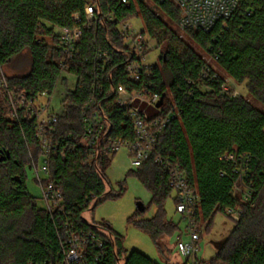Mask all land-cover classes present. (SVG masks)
Masks as SVG:
<instances>
[{"label": "trees", "instance_id": "trees-1", "mask_svg": "<svg viewBox=\"0 0 264 264\" xmlns=\"http://www.w3.org/2000/svg\"><path fill=\"white\" fill-rule=\"evenodd\" d=\"M147 1L0 0V68L25 50L31 59L26 74L6 76L10 88L38 98L43 92L52 95L60 77L66 83L64 72L77 77L54 125L59 148L50 161L52 179L63 195V210L49 213L29 193L27 169L42 154L34 122L10 120L0 101V264H64L73 233L82 251L81 259L72 264H160L138 250L126 254L123 237L108 223L88 221L84 216L103 200L122 193L109 188L106 176L114 155H100L85 163V149L78 142L84 131L81 110L93 95L109 121L107 134L134 137L126 108L113 103L119 84L134 87L124 72L133 56L118 29L119 23L133 18H141L143 34L163 45L161 65L155 63L152 68L151 89L163 96V110L174 109L176 114L158 137L156 152L180 167L198 193L195 219L201 235V221L207 228L217 213L225 214L230 207L242 209L240 219L209 262L264 264V0H243L234 14L209 32L184 31L208 55L218 56L216 63L229 77L246 84L248 97L222 92L225 79L212 67L209 74L217 77L199 85L189 83L201 79L206 60L169 25L168 21L178 26L179 9L170 1L149 0L151 5ZM88 4L95 7L98 19L83 29L78 53L66 60L56 28L73 27L74 14L85 21ZM98 53L102 54L101 69L97 68ZM97 80L104 87L102 94L92 90ZM242 153L248 154L245 180L254 190L248 204L234 193L239 173L226 159ZM137 170L152 192L150 202L156 210L151 218H143L146 207L143 212L137 209L129 221L150 235L161 254L160 238L180 230V221L169 219L165 210L173 193L168 169L151 158Z\"/></svg>", "mask_w": 264, "mask_h": 264}, {"label": "built area", "instance_id": "built-area-1", "mask_svg": "<svg viewBox=\"0 0 264 264\" xmlns=\"http://www.w3.org/2000/svg\"><path fill=\"white\" fill-rule=\"evenodd\" d=\"M121 1L128 3V0ZM158 1H170L179 9L178 27L182 31L209 32L219 21L226 20L234 14L240 8L243 0ZM97 19L95 7L88 4L85 7V21L79 14H74L75 25L73 27L56 28L60 37L58 46L64 52L66 60H71L78 53V44L82 38L83 29ZM110 19H112L111 15ZM118 29L125 38V46L133 56L126 62L124 72L127 80L133 83L134 87L128 88L124 84H119L113 92V103L126 108L125 116L130 121L134 137L130 139L109 136L107 134L109 121L101 111L98 97L91 96L81 110L84 131L80 142H78L85 149V163H91L100 155H115L125 148L131 159V166L134 168L141 166L151 158L155 163L167 168L170 185L176 198L175 210L181 215L180 222L185 223L184 231L176 241V252L187 264H211L199 255L202 235L195 219V207L199 203L198 193L194 191L185 172L180 167L171 164L168 158H164L156 152L158 137L164 132L176 113L174 109L165 112L163 110L164 99L163 103L158 105L162 96L151 89L150 78L155 63H150L148 60L150 48L147 37L143 34V29L134 27L130 21L119 23ZM96 57L98 58L97 68H103L104 65L100 66L99 63L102 54L98 53ZM103 57L107 63H110L107 55L104 54ZM209 58L210 60L205 59V66L200 71L201 79L189 81V83L199 85L204 79L210 81L217 77V74L210 76L209 67L214 69L211 61L216 62L218 56L209 55ZM99 82L93 85L92 90L102 94L104 87ZM222 92L233 96L240 95L230 89L227 81L222 84ZM50 97L51 95L47 92L41 93L38 98L29 97L23 91L10 88L6 75L3 72L0 74V101L6 106L7 117L12 121L31 119L34 122L35 136L41 145L42 154L39 162L32 160V169L40 187L44 208L49 213H53L63 205L62 192L52 179L50 170V161L57 155L56 151L59 148L58 141L54 138V125L60 120L63 105L61 110L54 109ZM64 153L65 151L61 152L62 155ZM226 159L236 165L235 170L239 173V182L235 185L234 193L240 197L243 203H250L254 190L245 180L248 154L242 153L239 157H226ZM226 213L233 219L239 220L242 209L230 207L226 209ZM71 238V249L65 254L64 264H72L81 259L82 250L79 247L78 239L74 233ZM92 238L99 242L98 239ZM98 246L101 247L102 243L99 242Z\"/></svg>", "mask_w": 264, "mask_h": 264}, {"label": "rangeland", "instance_id": "rangeland-1", "mask_svg": "<svg viewBox=\"0 0 264 264\" xmlns=\"http://www.w3.org/2000/svg\"><path fill=\"white\" fill-rule=\"evenodd\" d=\"M147 3H152L148 0ZM163 18L168 21L165 16ZM134 27L138 29L145 28V22L141 18H133L129 20ZM169 25L174 29L184 41H186L198 55H201L204 59L210 60L207 52L196 43L188 33L182 31L176 23L168 21ZM150 51L148 53V60L150 63L159 62V56L163 50V45L158 44L157 40L146 35ZM30 54L27 50L16 56L11 62L4 64L0 71L6 76L24 75L30 69ZM214 69L227 81L230 89L239 93V96L248 97L246 84L236 81L229 77L221 67L212 62ZM62 77L66 78V83L61 80V77L55 87L53 94L50 97L51 105L56 110H61L62 102L68 90L75 88L77 77L67 72L62 74ZM165 79L169 82L170 77L165 73ZM264 111V108L261 107ZM106 176L109 181V188L114 193H121L116 197H110L100 202L94 209V211H86L84 213L85 219L88 221H95L97 223H108L113 231L123 237V247L126 250V254H129L132 250H138L160 264L166 262L183 263V258L176 252V241L178 236L184 231L185 223L180 222V230H178L173 236H162L160 238V249L163 253L160 254L156 243L150 237V235L139 230L129 218L137 211V202L144 203L146 210L144 211L143 218H151L155 213V206L152 204V192L147 186L140 180L138 176L137 168L131 166V159L125 148H122L116 153L110 162L109 167L106 170ZM26 184L29 193L38 199L39 207H44V203L41 199V192L38 182L35 177L33 169H27ZM123 187V188H122ZM176 205L174 201V192L167 198L165 203V210L167 217L175 222L181 220V215L176 212ZM238 220L227 215V213H217L213 218V223L206 228V222H200L201 231L203 232L200 240V257L209 261L218 252L223 242L227 238L231 229ZM199 228V226H198ZM205 231V232H204ZM161 251V252H162Z\"/></svg>", "mask_w": 264, "mask_h": 264}, {"label": "water", "instance_id": "water-1", "mask_svg": "<svg viewBox=\"0 0 264 264\" xmlns=\"http://www.w3.org/2000/svg\"><path fill=\"white\" fill-rule=\"evenodd\" d=\"M163 103V96L161 97L158 105H161ZM137 209L140 211V212H143L145 210V205L143 202L141 201H138L137 202Z\"/></svg>", "mask_w": 264, "mask_h": 264}]
</instances>
